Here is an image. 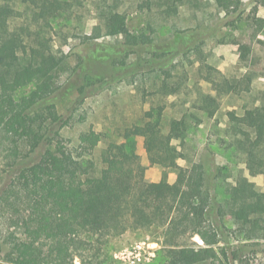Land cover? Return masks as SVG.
<instances>
[{
    "label": "trees",
    "instance_id": "obj_1",
    "mask_svg": "<svg viewBox=\"0 0 264 264\" xmlns=\"http://www.w3.org/2000/svg\"><path fill=\"white\" fill-rule=\"evenodd\" d=\"M187 1L192 0H137L135 6L157 9L170 17ZM242 2L215 0L226 13L238 11ZM123 3L0 0V74L5 79L0 85V163L9 177L0 188V217L7 220L4 241L13 246L18 262L74 264L79 255L82 264H103L97 258L109 236L151 227L163 230L166 264H200L217 257L218 249L227 256L226 247L218 248L224 233L264 240V190L255 181L243 171L228 180L223 174L226 168H217L211 180L217 185L224 177L220 185L226 197L221 201L217 192L206 190L205 202H201L195 184L206 179L205 164L179 163L191 125L201 123L202 115L215 116L223 93L233 91L234 84L226 76L219 78L206 70L205 80L216 94L201 93L188 111L172 119L168 132L162 127L165 104H159L151 107L148 119L124 127L119 139L92 131L86 135L89 140L82 151L56 139L63 117L54 98L61 88L75 85L77 77L87 81L98 77L83 69L94 45L69 44L85 27L78 14L88 9L98 14L102 25L93 26L94 39L104 35L118 40L107 43V52L116 56L114 69L139 67L138 62H127L143 42L128 28L131 6L123 7ZM255 23L263 29L264 16L256 17ZM249 51L242 46L244 56ZM8 57L12 62L5 65L3 60ZM250 81L249 77L247 86ZM30 83L33 90L17 98L16 91ZM179 85L164 79L158 91L169 96L179 91ZM228 122L225 135L233 150L244 156L250 175H263L264 179V102L249 114L229 111ZM138 137H144L148 157L163 168L158 181L146 177L135 150ZM99 144H103L101 165L94 158ZM42 145L47 147L40 158L29 162ZM173 172L176 178L170 181ZM214 204L218 224L209 217V206ZM228 219L234 227L227 226ZM194 235L204 245L190 244Z\"/></svg>",
    "mask_w": 264,
    "mask_h": 264
},
{
    "label": "rangeland",
    "instance_id": "obj_2",
    "mask_svg": "<svg viewBox=\"0 0 264 264\" xmlns=\"http://www.w3.org/2000/svg\"><path fill=\"white\" fill-rule=\"evenodd\" d=\"M256 1L243 0L238 11L226 13L217 7L215 0H192L183 3L178 14L165 17L157 9H138L135 6L137 0H124L123 7L131 6L127 14L128 28L138 34L143 42V47L136 49L127 59L129 63L138 62L139 67L134 70L114 69L116 56L107 52V43H116V38L104 35L98 39L92 37L93 26L100 24L98 14L89 9L84 14H78L85 27L69 40V44L94 45L83 69L86 74L98 77L90 81L77 77L75 85L61 88L60 94L54 98L63 117L57 126L56 139L79 151L86 150L89 140L86 135L92 131L104 132L109 138L119 139V132L124 127L148 119L151 107L159 104H165L162 127L164 132H168L172 119L188 111L201 93L216 94V89L205 80L206 70L209 69L219 78L228 77L234 89L223 93L215 116L202 115L201 123L191 125L182 147L184 157L179 159V163L191 165L201 161L205 164L206 179L195 184L201 202H205L206 190L217 192L221 201L225 199V190L220 185L224 177L218 179L217 185L211 180L217 168L222 167L226 168L223 174L229 176L228 180L243 171L264 190L263 175H250L244 156L233 150L231 139L225 135L229 111L249 114L255 106L264 102V28L259 29L255 23L256 17L264 16V0ZM101 32L103 34V28ZM242 46L250 49L247 56L242 54ZM72 61L74 63L75 58ZM11 62L10 57L3 60L5 65ZM87 68L90 72L86 71ZM249 77L251 81L247 86ZM164 79L170 83H180L179 91L169 96L161 94L158 90ZM65 80L67 77H64ZM4 81V76L0 74V85ZM82 86H85L84 92H81ZM33 88L34 84L30 83L19 88L15 95L21 98ZM192 109L197 111V108ZM134 144L146 177L150 181L160 180L164 175L163 168L148 157L144 137L136 138ZM46 147L42 145L29 162L37 161ZM102 148L103 144H99L94 149V158L99 165ZM168 178L174 181L176 174L170 173ZM8 179L0 163V188ZM208 212L211 220L218 224L216 204L209 206ZM226 222L229 228L234 227L230 219ZM6 225L7 220L1 216L0 264H24L16 260L18 255L13 246L4 241ZM162 232L161 228L151 227L111 235L97 260L103 264H125L120 257L122 252L142 242L147 248H155L153 264H166L168 257ZM222 236L218 248L226 247L227 256L218 249L217 257L200 264H264V240H246L234 234L228 236L227 233ZM190 242L195 246L204 245L198 235H194ZM74 264H82L79 255L75 256Z\"/></svg>",
    "mask_w": 264,
    "mask_h": 264
},
{
    "label": "built area",
    "instance_id": "obj_3",
    "mask_svg": "<svg viewBox=\"0 0 264 264\" xmlns=\"http://www.w3.org/2000/svg\"><path fill=\"white\" fill-rule=\"evenodd\" d=\"M155 254L154 247L147 248L144 243L140 242L122 252L120 257L125 264H153Z\"/></svg>",
    "mask_w": 264,
    "mask_h": 264
}]
</instances>
